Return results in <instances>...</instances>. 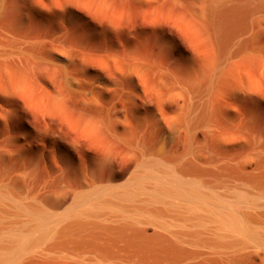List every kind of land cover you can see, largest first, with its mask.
I'll list each match as a JSON object with an SVG mask.
<instances>
[{"label": "bare ground", "instance_id": "bare-ground-1", "mask_svg": "<svg viewBox=\"0 0 264 264\" xmlns=\"http://www.w3.org/2000/svg\"><path fill=\"white\" fill-rule=\"evenodd\" d=\"M0 264H264V0H0Z\"/></svg>", "mask_w": 264, "mask_h": 264}]
</instances>
